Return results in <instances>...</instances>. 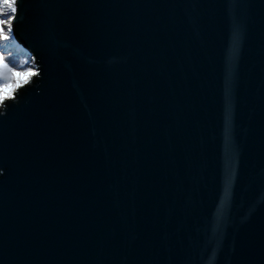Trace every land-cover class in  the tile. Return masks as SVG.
<instances>
[{"label":"water","instance_id":"obj_1","mask_svg":"<svg viewBox=\"0 0 264 264\" xmlns=\"http://www.w3.org/2000/svg\"><path fill=\"white\" fill-rule=\"evenodd\" d=\"M16 32L0 264H264V0H23Z\"/></svg>","mask_w":264,"mask_h":264},{"label":"snow or ice","instance_id":"obj_2","mask_svg":"<svg viewBox=\"0 0 264 264\" xmlns=\"http://www.w3.org/2000/svg\"><path fill=\"white\" fill-rule=\"evenodd\" d=\"M23 6V0H0V106L15 100L18 88L28 84L33 76L39 75L31 68L17 71L10 66L8 51L10 45L17 41V24Z\"/></svg>","mask_w":264,"mask_h":264},{"label":"trees","instance_id":"obj_3","mask_svg":"<svg viewBox=\"0 0 264 264\" xmlns=\"http://www.w3.org/2000/svg\"><path fill=\"white\" fill-rule=\"evenodd\" d=\"M8 51L11 53L8 57L10 66L17 70L30 68L32 66V59L18 44L10 45Z\"/></svg>","mask_w":264,"mask_h":264},{"label":"rangeland","instance_id":"obj_4","mask_svg":"<svg viewBox=\"0 0 264 264\" xmlns=\"http://www.w3.org/2000/svg\"><path fill=\"white\" fill-rule=\"evenodd\" d=\"M14 44V43H13ZM12 44V45H13ZM31 69H33L34 71H36V69H35V66H33V64H32V66L30 67ZM21 70H23V69H20V70H17V71H21Z\"/></svg>","mask_w":264,"mask_h":264}]
</instances>
